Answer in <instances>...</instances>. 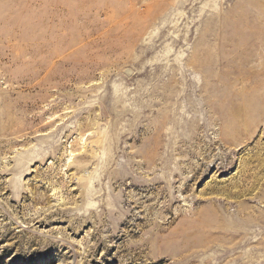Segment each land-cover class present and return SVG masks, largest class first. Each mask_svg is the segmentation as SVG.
I'll return each instance as SVG.
<instances>
[{"label":"rangeland","instance_id":"obj_1","mask_svg":"<svg viewBox=\"0 0 264 264\" xmlns=\"http://www.w3.org/2000/svg\"><path fill=\"white\" fill-rule=\"evenodd\" d=\"M0 264H264V0H0Z\"/></svg>","mask_w":264,"mask_h":264}]
</instances>
